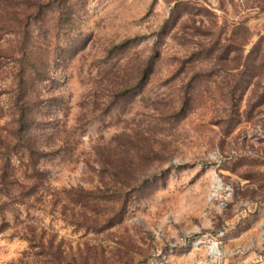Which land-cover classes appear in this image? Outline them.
<instances>
[{"label": "rangeland", "instance_id": "rangeland-1", "mask_svg": "<svg viewBox=\"0 0 264 264\" xmlns=\"http://www.w3.org/2000/svg\"><path fill=\"white\" fill-rule=\"evenodd\" d=\"M53 2L0 0V264H245L264 220V0ZM33 53L43 155L25 178ZM5 175L21 193L1 195Z\"/></svg>", "mask_w": 264, "mask_h": 264}, {"label": "trees", "instance_id": "trees-1", "mask_svg": "<svg viewBox=\"0 0 264 264\" xmlns=\"http://www.w3.org/2000/svg\"><path fill=\"white\" fill-rule=\"evenodd\" d=\"M55 1L57 0H54L53 3H55ZM62 21L63 20H60L59 17H57L55 20V22L57 23L59 22L58 24H61ZM21 62H22V68L20 71V75L22 78H20L21 80H19L20 84L18 85V88L16 91L15 102L17 103L19 99L22 100L20 105H18L19 113L17 117L18 126L16 128V132H17L16 135L18 138L17 142L20 143V146L22 147V149H24L26 153V158L28 160L27 163L23 164L22 176H24L25 178L28 176L40 177L41 171L37 168V159L42 157L43 152H40L35 148V145L29 141L28 134H27L29 131V125L32 121V116L30 115L31 114V110H30V106H31L30 99L31 98H29L28 96V88L33 81L40 79V77L43 75L45 71V66H44V62H42V58L39 55H35L34 53L31 54L30 57L28 55L27 57L23 56V59L21 60ZM144 72L146 73V69L144 70ZM126 91H131V90L130 88L123 90L124 93ZM1 184H2L1 195H5L6 197L15 195V190L16 191L19 190V192L21 193L22 185L19 182V180L15 177H12V175H5L1 180ZM74 195L78 196L79 199H82V200L86 199L87 201H89V200L97 199V197H99L100 194H97L96 192L81 190L80 192ZM117 200L118 199H114L113 201H117ZM121 204H122V201H121ZM118 214H119L118 209L117 211L112 210L110 217H108L107 219L106 225L111 226L114 223H117L121 215L119 214V217H117ZM49 262L50 264H60L58 261H56L55 258H52ZM73 262L74 261H71V262L67 261V262H64L63 264H104L102 262H99V260H95V259H93L90 262L85 261V260H81L78 263H73ZM124 264H132V263L125 262Z\"/></svg>", "mask_w": 264, "mask_h": 264}, {"label": "built area", "instance_id": "built-area-1", "mask_svg": "<svg viewBox=\"0 0 264 264\" xmlns=\"http://www.w3.org/2000/svg\"><path fill=\"white\" fill-rule=\"evenodd\" d=\"M258 226L260 231L258 233L257 241L253 246L254 250L252 251V256L245 262V264H264V220L259 222ZM215 246H217V243H215Z\"/></svg>", "mask_w": 264, "mask_h": 264}, {"label": "bare ground", "instance_id": "bare-ground-1", "mask_svg": "<svg viewBox=\"0 0 264 264\" xmlns=\"http://www.w3.org/2000/svg\"><path fill=\"white\" fill-rule=\"evenodd\" d=\"M215 244V243H214ZM215 248H216V246H215Z\"/></svg>", "mask_w": 264, "mask_h": 264}]
</instances>
